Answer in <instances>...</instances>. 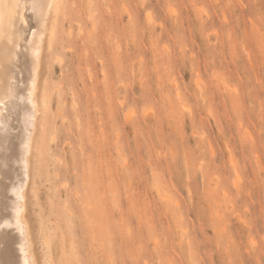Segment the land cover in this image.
<instances>
[{
	"label": "rangeland",
	"instance_id": "374dc122",
	"mask_svg": "<svg viewBox=\"0 0 264 264\" xmlns=\"http://www.w3.org/2000/svg\"><path fill=\"white\" fill-rule=\"evenodd\" d=\"M68 7L40 55L36 264H264V0Z\"/></svg>",
	"mask_w": 264,
	"mask_h": 264
},
{
	"label": "bare ground",
	"instance_id": "6f19581e",
	"mask_svg": "<svg viewBox=\"0 0 264 264\" xmlns=\"http://www.w3.org/2000/svg\"><path fill=\"white\" fill-rule=\"evenodd\" d=\"M68 1L0 0V230L10 233V245L8 240L4 244L15 254V262L10 261L14 264H36L25 218V188L39 113L44 133L50 112L46 84L40 98L38 94L40 55L44 39L50 44L54 36L52 21L68 11ZM45 145L41 143L38 155L44 154ZM2 243L0 239V264H7L4 255L11 254H5Z\"/></svg>",
	"mask_w": 264,
	"mask_h": 264
}]
</instances>
